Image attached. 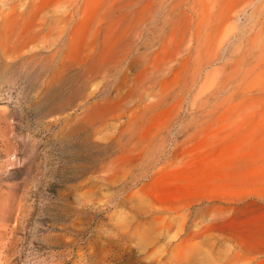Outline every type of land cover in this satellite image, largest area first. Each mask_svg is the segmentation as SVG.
Masks as SVG:
<instances>
[{
	"label": "rangeland",
	"instance_id": "rangeland-1",
	"mask_svg": "<svg viewBox=\"0 0 264 264\" xmlns=\"http://www.w3.org/2000/svg\"><path fill=\"white\" fill-rule=\"evenodd\" d=\"M14 1L23 12L37 0ZM105 1L82 9L83 56L113 46L117 57L95 76L64 57L73 25L62 34L58 14L25 49L13 44L0 0V264H260L264 253L243 252L212 224L219 209L246 219L264 208V0H141L114 13L122 0ZM232 168L261 181L162 204L149 193L155 180ZM227 191L238 201L218 197Z\"/></svg>",
	"mask_w": 264,
	"mask_h": 264
},
{
	"label": "bare ground",
	"instance_id": "bare-ground-1",
	"mask_svg": "<svg viewBox=\"0 0 264 264\" xmlns=\"http://www.w3.org/2000/svg\"><path fill=\"white\" fill-rule=\"evenodd\" d=\"M8 1L9 0H3V7H5V8H10V9H7V10H10V11H8V15L5 17H3L2 18V21L3 20H5L4 22H8V24H11L10 25V27L8 28V30H5L4 31V33L5 34H9V40H11V39H13L14 38V43L17 45V44H19V47L21 46V44H22V48L23 49H25V47H24V45L26 46L29 42L30 43H32L33 41V38H34V34L33 33H31V30H33L35 27H40V26H43L44 24H43V22L45 21V20H48L53 14H58V21H59V24L61 25V26H59L60 27V32L62 33V34H65V32L67 33L68 32V30H67V27L68 26H70V28H71V25H73L72 26V36H71V38L70 39H68L69 40V43H68V47H67V49H66V56L64 55V57L67 59V58H69V60L72 62V63H76V64H84V62L85 61H87V63H89V67H90V69L92 70V74H94L93 72L95 71V69H101L100 68V66H103V65H105L108 61H111L112 59H113V57L115 56L114 54H116V53H114V48H108V51H104V50H101V51H103L102 53H98V52H94V53H91L92 55H90V54H88V57H84L83 56V51L85 52V50L83 49L82 50V48H81V45H80V42H81V39H82V34H81V29H82V25H83V23H84V15H85V13H84V11L82 10V9H84V7L83 6H86V5H89V3L92 1V0H85V2L81 5L82 6V8H77L76 7V5H75V3H77L78 2V0L77 1H71V0H37V1H30V2H28L27 4H25L26 5V7H25V10H23V12H19L18 10H19V8H20V6H19V3L17 4V1H14V0H11L10 1V5L8 4ZM103 1V0H102ZM105 1V0H104ZM134 1H135V3L136 2H140L141 0H122V2H116V3H113V4H111L110 5V3H109V5H110V11H112L113 13L116 11V10H123V9H126V8H128L129 9V7L131 6V5H133L134 4ZM193 1V0H192ZM197 1V0H196ZM1 2H2V0H1ZM27 2V1H26ZM146 2V1H145ZM149 2L151 3V0H149V1H147V3H148V9H149ZM170 2V1H169ZM172 2V1H171ZM81 3V2H80ZM105 3H106V1H105ZM111 3H112V1H111ZM184 3V2H183ZM188 3V2H187ZM192 3H194V2H192ZM101 4V3H100ZM100 4H99V7H102V6H105L104 5V3H103V5H101L100 6ZM153 4H154V2H153ZM170 4V3H169ZM179 4H181V2L179 3ZM188 4H190V3H188ZM195 4V3H194ZM183 5V4H182ZM191 5V8H192V4H190ZM92 7H93V5H91ZM107 6V5H106ZM105 6V7H106ZM141 6V5H140ZM143 6H145V5H143ZM156 6V5H155ZM181 6V5H180ZM98 7V8H99ZM134 7V6H133ZM142 7V6H141ZM141 7H139L140 9L139 10H141V11H143L142 10V8ZM152 7V6H151ZM174 7V6H173ZM176 7V6H175ZM174 7V8H175ZM179 7V6H178ZM196 7V6H195ZM145 8V7H144ZM172 8V7H171ZM170 8V9H171ZM180 8V7H179ZM185 8V7H184ZM188 8H190V7H188ZM24 9V8H23ZM89 9H90V7H89ZM96 9V8H95ZM102 9V8H101ZM100 9V10H101ZM105 9V8H104ZM127 9V10H128ZM147 9V8H146ZM169 9V8H168ZM22 10V9H21ZM88 10V9H87ZM91 10V11H90ZM89 10V12H92V9H90ZM94 10V9H93ZM135 10V9H134ZM134 10H133V12L132 13H130L131 11H130V9H129V14H131L130 16H137V14L138 13H140V12H134ZM72 11H73V13H72ZM95 11V10H94ZM102 11H103V9H102ZM102 11H100L101 13H102ZM136 11V10H135ZM138 11V10H137ZM171 11V10H170ZM175 11V10H174ZM173 11V12H174ZM106 12H108V11H106ZM165 12H166V10H165ZM109 13V12H108ZM107 13V14H108ZM182 13H185V12H182ZM86 14H90V13H87V11H86ZM123 14V13H122ZM126 14H128L127 12H126ZM93 15V14H92ZM96 15V14H95ZM95 15H93V16H95ZM102 15H103V13H102ZM105 15V14H104ZM120 15V14H119ZM167 15H169L168 14V12H167ZM3 16V15H2ZM55 16V15H54ZM87 16H89V15H87ZM86 16V17H87ZM93 16L91 17V18H93ZM108 16H111V14L109 13V15H107L106 17L107 18H110V17H108ZM112 16H113V14H112ZM118 16V15H117ZM125 16V15H124ZM165 16V15H164ZM171 16V15H170ZM185 16H189V15H185ZM184 16V17H185ZM1 17V16H0ZM104 17V16H103ZM129 17V16H128ZM184 17H182V18H184ZM90 18V19H91ZM105 18V17H104ZM103 18V20L105 21L106 19H104ZM118 18H120V17H118ZM130 19L132 18V17H129ZM128 18V19H129ZM167 18V17H166ZM175 18V17H174ZM189 18V17H188ZM1 19V18H0ZM86 19H88V17L86 18ZM98 19H99V17H98ZM98 19H97V21H98ZM113 19V18H112ZM115 19V18H114ZM124 19H127V17L126 18H124ZM185 19V18H184ZM190 19V18H189ZM189 19H188V21H189ZM20 20V22H18ZM164 20H165V17H164ZM168 20H169V18H168ZM175 20H176V18H175ZM174 20V21H175ZM186 20V19H185ZM101 21H102V19H101ZM110 21H113V20H110ZM115 21H118V20H115ZM115 21H114V23H115ZM121 21V20H120ZM124 21V20H123ZM173 21V22H174ZM99 22V21H98ZM106 22V21H105ZM185 22V21H184ZM107 23V22H106ZM166 23H167V21H166ZM179 23V22H178ZM182 23V22H181ZM180 23V24H181ZM16 25V24H19V25H21L20 27H19V29L18 28H16V27H14L13 25ZM95 24H99V23H95ZM100 24L102 25V23L100 22ZM99 24V25H100ZM108 24H109V26H110V23L108 22ZM163 24V23H162ZM162 24H160V25H162ZM168 24V23H167ZM167 24L166 25H164V26H167ZM54 25V24H53ZM100 25V26H101ZM105 25V24H104ZM119 25V24H118ZM117 25V26H118ZM171 25H173V24H171ZM176 25V24H175ZM184 24L182 23V27H184L185 25H186V23H185V25L183 26ZM109 26H106V27H109ZM84 27V26H83ZM94 27V26H93ZM99 27V26H98ZM114 27V26H113ZM177 27H179V26H177ZM177 27H174V28H177ZM186 27V26H185ZM4 28V27H3ZM69 28V27H68ZM97 28V27H96ZM173 28V27H172ZM180 28V27H179ZM40 29V28H39ZM57 29H59V28H57ZM107 29V28H106ZM111 29H112V27H111ZM162 29V28H161ZM164 29V28H163ZM36 30V29H35ZM35 30H34V32H35ZM50 30H52V29H49L48 31L50 32ZM54 30V29H53ZM67 30V31H66ZM87 30V29H86ZM96 30V29H95ZM99 30H101V28L99 29ZM175 30V29H174ZM37 31V30H36ZM55 31H56V28H55ZM59 31V30H58ZM104 31V30H103ZM102 31V32H103ZM109 31V30H108ZM108 31H107V34L109 35L110 33H108ZM159 31H160V27H159ZM176 31V30H175ZM121 32V31H120ZM170 32H172V31H170ZM90 33V32H89ZM95 33H97L96 31H95ZM104 33V32H103ZM177 33V32H176ZM175 33V34H176ZM47 34V33H46ZM53 34H54V31H53ZM57 34V33H56ZM113 34V36H115L114 35V33H112ZM112 34L110 35V36H112ZM123 34V33H122ZM174 34V33H173ZM48 35V34H47ZM51 35H52V33H51ZM90 35H92V33L90 34ZM124 35V34H123ZM170 35V34H169ZM8 36V35H7ZM46 36V35H45ZM44 36V37H45ZM98 36V35H97ZM102 36V35H101ZM112 36V37H113ZM121 36V35H120ZM119 36V37H120ZM174 36V35H173ZM4 37H6V36H4ZM38 37V36H37ZM44 37H43V39H44ZM47 37H49V35L47 36ZM87 37V36H86ZM85 37V38H86ZM90 37V36H89ZM88 37V38H89ZM92 37V36H91ZM90 37V38H91ZM109 37V36H108ZM107 37V38H108ZM118 37V36H117ZM51 38V37H50ZM53 38V37H52ZM52 38L51 39H48V41L50 42V40H52ZM58 38H60V37H58ZM94 38H96V37H94ZM93 38V39H94ZM98 38V37H97ZM102 38V37H101ZM103 38H106V37H104V35H103ZM106 38V39H107ZM2 39V38H1ZM111 39L112 38H110V41H111ZM116 39V38H115ZM124 39V38H123ZM9 40H8V43H9ZM34 40H35V38H34ZM45 40H46V38H45ZM44 40V41H45ZM87 40H89V39H87ZM87 40H86V42H87ZM92 40V39H91ZM12 41V40H11ZM32 41V42H31ZM41 41H43V40H41ZM56 41V40H55ZM95 41V40H94ZM93 41V42H94ZM104 41V40H103ZM119 41V40H118ZM165 41V40H164ZM92 42V41H91ZM5 43H6V41H5ZM12 43H13V41H12ZM13 43V44H14ZM40 43H42V42H40ZM84 43H85V39H84ZM84 43H83V45H82V47H84ZM88 43H90V42H88ZM87 43V48L89 47L88 44ZM254 43H255V41H254ZM51 44V43H50ZM82 44V43H81ZM92 44V43H91ZM98 44V43H97ZM100 44V43H99ZM98 44V45H99ZM103 44H105L104 42L102 43V46H103ZM106 44H107V42H106ZM2 45V46H1ZM7 45V44H6ZM52 45V44H51ZM64 45V44H63ZM92 45H94V44H92ZM97 45V46H98ZM112 45V44H111ZM0 46L3 48L5 45L4 44H1L0 43ZM14 46V45H13ZM12 45H11V47H13ZM65 46V45H64ZM121 46V45H120ZM253 46V45H252ZM8 47V46H7ZM6 47V48H7ZM28 47V46H27ZM49 47V46H48ZM110 47V46H109ZM123 47V46H122ZM5 48V47H4ZM9 48V47H8ZM21 48V49H22ZM91 48H93V46L92 47H90V49ZM102 48V47H101ZM126 48V47H125ZM10 49V48H9ZM60 49H61V47H60ZM100 49V48H99ZM116 49V48H115ZM127 49V48H126ZM15 50V49H14ZM16 50H17V48H16ZM107 50V49H106ZM123 50V49H122ZM8 51H10V50H8ZM61 51H63V49L61 50ZM158 51V50H157ZM19 53H20V51H18ZM23 52V51H22ZM57 52V51H56ZM55 52V53H56ZM8 53V52H7ZM18 53V54H19ZM158 53V52H157ZM160 53V52H159ZM4 54H5V52H4ZM14 54V53H13ZM22 54V53H21ZM59 54V53H58ZM87 54V53H86ZM120 54H121V52H120ZM119 54V55H120ZM126 54H127V52H126ZM174 54V53H173ZM8 55V54H7ZM24 55H25V53H24ZM56 55V54H55ZM90 55V56H89ZM118 55V54H117ZM156 55V54H155ZM16 56V55H15ZM21 56H23V54L21 55ZM52 55H50V57H51ZM127 56V55H126ZM141 56V55H140ZM143 56H145V55H143ZM8 57V56H7ZM6 57V58H7ZM12 57L14 58V56L12 55ZM26 57V56H25ZM55 57V56H54ZM54 57H52V59H54ZM116 57V56H115ZM124 57V56H123ZM122 57V58H123ZM175 57V56H174ZM22 58V57H21ZM60 58V57H59ZM117 58V57H116ZM121 58V57H120ZM152 58V57H151ZM216 58V57H215ZM215 58H213V59H215ZM8 59V58H7ZM15 59V58H14ZM62 59H64V58H62ZM65 59V60H66ZM125 59V58H124ZM143 59H144V57H143ZM154 59H155V57H154ZM242 59H243V56H242ZM65 60H64V62H65ZM123 60V59H122ZM116 61V60H115ZM169 61V60H168ZM206 62V61H205ZM210 62H212V61H210ZM70 63V62H69ZM120 63V62H119ZM254 63V62H253ZM114 64V63H113ZM153 64V63H152ZM207 64V63H206ZM241 64V63H240ZM167 65V64H166ZM203 65V64H202ZM243 65V64H242ZM78 66V65H77ZM144 66H146V65H144ZM165 66V65H164ZM205 66V65H204ZM87 68V67H86ZM103 68H106V67H103ZM111 68V67H110ZM109 68V69H110ZM114 68V67H113ZM186 68V67H185ZM251 68V67H250ZM98 69L96 70L97 72H98ZM117 69V68H116ZM102 70V69H101ZM108 70V69H107ZM142 70V69H141ZM144 70V69H143ZM240 70V69H239ZM251 70V69H250ZM237 71V70H236ZM87 72H90V71H87ZM96 72V73H97ZM101 72H103V71H101ZM104 73V72H103ZM140 74H141V72H139ZM143 74H144V72H142ZM87 75H88V73H87ZM90 75V74H89ZM95 75V74H94ZM98 75V74H97ZM96 76V75H95ZM144 75H142V77H143ZM98 77V76H97ZM99 77H101V76H99ZM105 77V76H104ZM144 78V77H143ZM206 78V77H205ZM90 79H91V76H90ZM97 79V78H96ZM140 79H141V77H140ZM181 79V78H180ZM209 79V78H208ZM88 80H89V78H88ZM142 80V79H141ZM207 80V79H206ZM92 81V80H91ZM163 81V80H162ZM194 81H196V80H194ZM137 82V81H136ZM185 83V82H184ZM164 85V84H163ZM208 85V84H207ZM215 86V85H214ZM190 88V87H189ZM216 88V87H215ZM187 91V90H186ZM181 93V92H180ZM182 94V93H181ZM179 97V96H178ZM107 104V103H106ZM102 107V106H101ZM100 107V108H101ZM107 107V106H106ZM111 107V106H110ZM108 108H109V106H108ZM111 109V108H110ZM0 110H2V109H0ZM106 110H107V108H106ZM99 111V110H98ZM226 148V147H225ZM229 153V152H228ZM231 155V154H230ZM233 155V154H232ZM255 155V154H254ZM225 156H226V154H225ZM234 156V155H233ZM256 156H258V154L256 155ZM222 157H224V155L222 156ZM252 157V156H251ZM254 157V156H253ZM252 157V158H253ZM264 157V156H263ZM245 158V156L243 157V155H237L236 157H232L231 159H234V162H232L233 164H235V163H237V161L238 160H241V159H244ZM214 159V158H213ZM217 159H219V158H216V160ZM248 159V158H247ZM226 160V159H225ZM263 160H264V158H263ZM213 161V160H212ZM219 162V161H218ZM226 162V161H225ZM221 163V162H220ZM223 163V162H222ZM205 164V163H204ZM241 164V163H240ZM244 164V163H243ZM243 164H241V165H243ZM211 165V164H210ZM215 166V165H214ZM237 166H238V164H237ZM244 169H245V167H244ZM184 171V170H183ZM210 171V170H209ZM222 171V170H221ZM191 172V171H190ZM200 172V171H199ZM206 172V171H205ZM215 172H217V171H215ZM225 172V171H224ZM220 173H222V172H220L219 171V174H217V175H213V177H212V174H203V175H201V173H199V175L198 176H195V177H192L191 179H189V180H186V179H182V180H178V179H175V180H172L171 182L172 183H166V184H164V183H162L160 180H155V183L153 182V189L151 190V192H149L152 196H153V198H155L156 199V201H158V202H160L161 204L163 203V202H166L165 200H166V198L168 199L169 197H171L172 199H175V198H173L175 195L174 194H177V196H178V194H179V192H184V193H186V192H190V191H192V192H194L195 190H197L199 187H206V185L208 184V185H210L211 184V186L213 185L214 187H218L219 188V190L222 188V191L221 192H223V190L224 189H230V188H232L231 190L234 192V194H235V191L233 190V188L235 189V187H238V186H240V185H245V184H249L250 182H254V183H257V184H259L258 182H260L261 180H260V177L259 176H256V177H251V176H241L242 174H239V168H232V169H229V171H228V173L227 174H220ZM246 173V172H245ZM193 174V173H192ZM198 174V173H197ZM216 174V173H215ZM192 176V175H191ZM211 176V177H210ZM180 179V178H179ZM160 181V182H159ZM254 183H252L253 185H254ZM213 187V188H214ZM257 187V186H256ZM210 188V187H209ZM224 188V189H223ZM151 189V188H150ZM213 189H211V191H212ZM236 190V189H235ZM210 191V192H211ZM231 191V192H232ZM148 192V191H147ZM146 192V193H147ZM214 192V191H213ZM212 192V193H213ZM218 193H219V191H217ZM228 192V191H227ZM216 192H214V194H215ZM224 193H226V192H224ZM229 193V192H228ZM236 193H238L239 195L241 194V193H239L238 192V189H237V192ZM217 194V193H216ZM220 194V193H219ZM218 194V197L219 198H221L222 200H224L225 202H230V201H235V200H237V199H229L230 198V195L232 196V194L231 193H229V195H227L226 194V196L224 195V196H222V195H219ZM234 194H233V196H234ZM244 194V193H243ZM243 194H242V196H243ZM148 195V194H147ZM193 195V194H192ZM210 195H212V194H209L208 196H210ZM182 196H183V198H184V196H186L185 198H187V195H183V193H182ZM189 196V195H188ZM196 196H198V195H196ZM229 198H228V197ZM236 196V195H235ZM211 197V196H210ZM214 197H216V196H214ZM224 197H226V198H224ZM152 198V197H151ZM152 198V199H153ZM179 198V196L177 197V199ZM195 198H198V197H195ZM194 198V199H195ZM207 198V197H206ZM212 198V197H211ZM243 197H241L240 196V198H239V201L241 202L243 199H242ZM194 199H192L191 201H193ZM199 199H200V197H199ZM198 199V200H199ZM209 199V198H208ZM216 199H217V197H216ZM220 199V200H221ZM169 200V199H168ZM176 200V199H175ZM188 200H190V199H188ZM187 199H186V202L188 201ZM197 200V201H198ZM212 200V199H211ZM171 201V200H170ZM224 201H222V202H224ZM238 201V200H237ZM211 202V201H210ZM254 202H256V201H254ZM174 203V202H173ZM184 203V202H183ZM238 203V202H237ZM192 203H190V205H191ZM222 204V203H221ZM225 204V203H224ZM239 204V203H238ZM247 204H250V203H247ZM254 204V203H253ZM253 204H251V205H253ZM168 205V204H167ZM188 205V204H187ZM187 205H185V206H187ZM250 205V206H251ZM173 206V205H172ZM176 206V205H175ZM177 206H178V204H177ZM189 206V205H188ZM245 206V205H244ZM259 206V205H258ZM162 207H163V205H162ZM180 207V206H179ZM229 207V206H228ZM231 207V206H230ZM249 207V206H248ZM248 207H245V208H248ZM172 208H174V207H172ZM178 208V207H177ZM225 208V207H224ZM236 208V207H235ZM244 208V207H243ZM256 208V207H255ZM255 208H252V209H255ZM235 209H233V208H228V209H219V211L218 210H216L217 211V213L218 212H221V214H220V216H217L216 214V217L214 218V220H213V224H212V228H214V229H216V230H218V231H220L223 235H225V236H227V238L225 237V239H227V240H231L232 239V241L234 240V242H236L238 245H239V247H240V249L243 251V252H245V253H247V252H250V253H264V208L262 207V211L260 212V216H256V217H248V218H246V219H241L240 217H236V218H231L230 216V218L228 217V218H226L225 216H223L222 214H225V213H227V212H232V211H234ZM243 210V209H242ZM246 210V209H245ZM249 210V209H248ZM248 210H246V212L248 211ZM162 211V210H161ZM175 211V210H174ZM241 211V210H240ZM240 211H238V210H235V212H236V214L238 215L239 213H240ZM244 211V210H243ZM234 212V213H235ZM237 212H239V213H237ZM245 212V211H244ZM156 213V212H155ZM250 213V212H249ZM255 213V212H254ZM157 214V213H156ZM245 214V213H244ZM215 215H213V216H215ZM232 215V214H231ZM246 215H248V214H246ZM235 216V215H234ZM246 217V216H245ZM211 220V219H210ZM174 222V221H173ZM173 225L172 224H168V225H166V227L164 228V231L166 230H169V229H171V227H172ZM163 228V227H162ZM209 228V227H208ZM163 230V229H162ZM213 230V229H212ZM201 231V230H200ZM198 232V231H197ZM196 232V233H197ZM200 233V232H199ZM223 235H222V237H223ZM197 236H199V234L197 235ZM200 236H201V233H200ZM175 237V236H174ZM229 238V239H228ZM236 245V244H235ZM238 247V248H239ZM241 251V252H242ZM238 253V252H237ZM239 254V253H238ZM241 255V254H240ZM244 255V254H243ZM242 256V255H241ZM237 259V258H236ZM250 261H251V259H250ZM258 262V261H257ZM251 264V263H250ZM257 264V263H256ZM260 264H264V261H262Z\"/></svg>",
	"mask_w": 264,
	"mask_h": 264
}]
</instances>
